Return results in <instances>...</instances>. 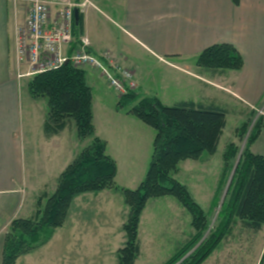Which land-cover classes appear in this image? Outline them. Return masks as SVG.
<instances>
[{
    "label": "crops",
    "instance_id": "crops-1",
    "mask_svg": "<svg viewBox=\"0 0 264 264\" xmlns=\"http://www.w3.org/2000/svg\"><path fill=\"white\" fill-rule=\"evenodd\" d=\"M89 2L80 13L83 17L81 35L90 40L93 52H110L114 62L132 70L142 96L158 97L165 104L154 88L145 82L147 75L145 69L154 61L163 66L166 73L170 71L177 75L176 83L181 99L173 105L191 101L198 106L224 109L222 104L231 102L243 105L242 110H237V113H242L264 101V0H240L238 4L234 0H89ZM24 22L25 7L14 0H0V264H3V252L11 223L15 219L35 216L39 198L45 193L50 195L54 193L58 178L82 151L84 141L77 135L76 123L72 119L68 120V125L59 133L53 136L46 134L44 124L48 115V101L44 98H32L28 90V77H18L19 73L28 70V67L18 66L15 55L17 30ZM227 43L236 47L244 59L240 70L213 71L197 65V56L206 48ZM86 76L93 91L95 134L106 141L107 153L117 162L116 181L119 182V186L135 189L144 180L148 171L156 133L143 121H136L127 110H118L116 105L120 98L117 92V104H112L111 107L107 106L104 98L97 101L95 90L102 89L103 83L110 90L112 87L97 70L86 69ZM29 107H36L40 113L41 117L35 123H32L33 113H28ZM115 113L128 122L118 127L117 123L110 124L112 114ZM108 123L110 130L114 129L113 134L107 132L106 126H101L100 130L97 127ZM115 127L119 130L116 131ZM226 128L227 124L220 141ZM250 150L264 156V128ZM186 162H190L187 163L188 168L195 169L203 164L201 158ZM221 164L223 172V161ZM126 175L127 179L123 177ZM135 175L137 177H134ZM219 180L218 173L217 183ZM198 182L201 183V180ZM188 189L194 200L204 208L203 201L199 200L189 185ZM215 192L216 189H213L210 199L214 197ZM99 193L103 195L89 197L83 193L76 197L65 225L56 229L46 245L24 254L16 264H73L70 237H65L62 229L71 221H75L74 215L77 211L83 210V203H91L92 207H95V200L105 197L107 204L118 205L120 212L121 205L126 209L121 192L104 190ZM170 198L172 197H163L161 199L164 201L160 200L177 208L176 200ZM98 214L99 210L98 213L92 212V225L95 218L96 225L98 224ZM156 221L158 224L153 223V226L157 231L150 233L151 239L161 236L165 229L169 234L177 235L179 238L177 240L163 238L156 242L157 246L154 245L152 250L155 248L163 252L177 251L179 246L191 237L190 235L195 234V228L191 225L192 215L188 211L183 213L177 209L176 212L159 214ZM124 222L125 216L121 225ZM77 225L78 223H70L72 227ZM236 227L239 228L236 230ZM263 229L264 226L258 232H254L245 229L242 222L238 221L232 232L202 264H264ZM247 233L260 236L258 243V238L255 237L252 252H248L249 248L246 245L253 240L250 239L248 242L243 237ZM71 236L80 245L79 249L84 246L79 254L74 252L82 260L75 264H103L101 258L104 252L98 232L94 231L91 235L82 237L74 234ZM138 239L140 259L145 247L142 239L140 237ZM56 242L63 245L66 242L69 249L68 252L59 253L58 263L55 261L56 255L49 257L51 255L48 253ZM88 244L94 246V251H91L90 255L87 253ZM118 250L115 251L117 256ZM92 254L94 257H91ZM89 258L100 261L97 263ZM118 260L117 263L120 264Z\"/></svg>",
    "mask_w": 264,
    "mask_h": 264
},
{
    "label": "trees",
    "instance_id": "trees-1",
    "mask_svg": "<svg viewBox=\"0 0 264 264\" xmlns=\"http://www.w3.org/2000/svg\"><path fill=\"white\" fill-rule=\"evenodd\" d=\"M236 4L240 0H234ZM76 22L75 35L83 30V17ZM197 65L209 70H240L244 59L231 44H215L197 56ZM28 90L32 98L48 101L45 132L54 135L64 130L69 119L74 120L77 135L85 140L93 137L57 180L53 194L41 195L33 218L15 219L7 232L3 264H16L24 254L42 247L52 238L56 229L68 220L74 199L83 193L104 190L122 192L129 206L123 228L127 243L120 248V264H136L141 255L138 239L141 213L151 198H176L192 215L195 234L165 264H177L200 242L208 230V214L194 200L190 189L172 177L178 164L186 159H199L204 153L215 155L227 124V112L222 108L198 106L191 101L165 105L155 96H142L130 90L119 96L118 110H127L156 132L152 157L144 180L135 189L124 188L116 181L117 162L107 153L106 141L95 134L92 111L93 91L86 71L70 62L49 72L31 78ZM264 120L259 119L244 152L237 163L232 183L222 204L218 222L198 249L182 264H202L234 229L237 221L245 229L258 232L264 226V156L250 150L261 134ZM238 149L231 143L225 154V173L231 172Z\"/></svg>",
    "mask_w": 264,
    "mask_h": 264
},
{
    "label": "rangeland",
    "instance_id": "rangeland-1",
    "mask_svg": "<svg viewBox=\"0 0 264 264\" xmlns=\"http://www.w3.org/2000/svg\"><path fill=\"white\" fill-rule=\"evenodd\" d=\"M19 5H21V4H19ZM21 6H24V5H21ZM146 65H147V63H146ZM23 70H25V69H23ZM148 71H149V73H148ZM23 72L25 73V71H23ZM145 73H147L145 82H148L147 84L150 85L152 88H154L156 93L163 98L166 105L171 106L181 99L180 95H178V88H177V83H176L177 82L176 81L177 75L175 73L172 72L173 73L172 74L170 71L168 73H166L165 68L163 66L159 65L157 62H154V61L151 62L150 67H148V68L146 67ZM31 78L32 77H28L27 81L31 80ZM164 81H165V83H164ZM165 86H167V88ZM102 87L103 88L100 90H95V93H94L95 98L97 99V101H99L100 98H104L107 106L111 107V105L115 104L116 101L118 100V98H116L117 93L113 88L110 90L109 87L106 86L105 83L102 84ZM138 89H139V87L136 90H138ZM166 96L169 98H166ZM118 97H119V94H118ZM222 105H223L222 107L224 108V110L228 113L226 116L228 122H227V128H226L227 130H226V132H225V134L221 140L222 142H221V145L217 151V154L211 155L209 153L208 154L204 153L200 157L203 164L202 165L199 164L200 166L197 167L196 169L187 167V163H190V162H186V160H193V159H186L185 161H181L177 165L178 169L176 171H174V173H172L173 178L177 179L178 181H180L182 184H184L187 187L189 185L190 188L192 189V191L194 192V194L197 197H199V200L203 201L204 208L203 207L202 208L208 214L207 218H208V224H209V228L207 231H205L200 242H198L189 251V253L187 255H185L184 258H182L180 260V262H178L177 264H182L185 261V259H187L193 252H195L198 249L200 244L208 238V235L210 234V232L212 231V229L214 228V226L218 222L220 210H221V207L223 204L222 198H223L225 191L227 189L226 187L228 185V182L230 181V179L232 177L231 175L233 173V170L235 167L237 168V166H238L237 163L239 162V159L241 158V155L244 152L243 150L249 141L248 138L250 137V135L253 133V131L255 129V125L257 124V122L259 121L260 118L264 120V101H262L259 106L255 105V106H253V108H251V107L247 108L246 107L247 108L246 110H248V112H242V113H237V110L238 111L242 110L244 108L243 105L240 106L239 104L231 103V102L228 104H222ZM36 109H37L36 107H29L28 108V110H29L28 113L29 112L33 113V122L32 123H35V121L39 120L41 117L38 109L37 110ZM121 117H123V116H121ZM124 118H126V117H124ZM134 119L136 121H142V120H139L137 117L136 118L134 117ZM124 122H128V121H125V119L123 120L122 118L119 117L118 114L115 113V114H112V120H110L109 123L110 124L117 123L118 125L117 124L116 125L118 127L119 125H121ZM129 122H131V121H129ZM109 123L97 125V127L100 130L101 126H104V127L106 126L107 130H108L107 132L110 134H113L114 129L112 131L110 130ZM117 127H115L116 131L119 130V128L117 129ZM151 130H152V132L156 133L153 128ZM91 142L92 141H91L90 137L85 139L83 141V149L82 150L87 148V146H89V144ZM231 143H233L238 149L237 157L232 158L230 161V164L231 165L234 164L235 166L231 172L225 173V169H223V172H221V165H222L221 162L223 161V164L225 166V161H224L225 154L227 153L228 146L231 145ZM199 159H197V160H199ZM197 160H194V161H197ZM191 163H192V161H191ZM217 172L219 173V176H220V180L218 183H217V174H218ZM137 175H135L134 177H137ZM123 177L125 179H127L128 176L126 175ZM199 179L201 180V183L200 182L197 183V181ZM231 183H232V181H231ZM231 183H230V185H231ZM213 189H216V192L214 194V197L210 199V194L213 191ZM229 189H228V191H229ZM86 194L89 197H92L95 195H99L98 197H101V195H103L100 193L96 194L94 192L86 193ZM227 194H228V192H227ZM227 194H226V196H227ZM121 196L124 197L123 193L121 194ZM226 196L224 197V199L226 198ZM163 197H171V196H163ZM173 198L174 197H172L170 199H173ZM160 199L161 198H151L150 200H148L146 207L144 208V210L141 213L138 237H140V239H142L143 247H145V252L142 253V256L140 259L136 260V264H165L166 261L168 259H170L171 257H173L177 252V251H165V252L157 251L155 248H153V250H152V247L154 245L157 246L156 242H158L159 240H162L163 238H174L177 240L179 238L177 235L174 236V235L169 234V232H167V229L164 230V232L161 234V236H155V237H153V239H151L149 235H151L150 233H152L153 231L154 232L157 231V229L153 226V223L158 224V221H156V219H158L159 214L176 212L177 209L179 211H182L183 213L185 211H188V210L176 198H174V200H176V202L178 204L177 208L173 204L163 203L164 200L161 199V200H163V201H161ZM95 201H96L95 207H92L91 203L87 204V202H86V203H83V205H82L83 210L77 211L75 213V215H74L75 221L74 222L71 221L70 223L71 224L78 223V225L76 227L70 226V223H69V225H66L64 227V229H62L63 235L65 237H70L69 239L71 242L70 248H72L71 253H72L73 264L79 263V261H82V260H80L78 255L77 256L75 255L74 252L76 251V253L79 254V252H82L84 246L82 245L83 248L79 249L80 245L72 239L71 235L74 234L75 236H81L82 237L83 235H85V236L91 235L94 231L98 232L101 236L102 252H104L103 257L101 258L103 264H118L117 259H118L119 255L117 256V253H115V251L124 246L123 242L127 243L126 233H125L124 228H122V227L124 226V224L127 221L129 206H127V204H125V200H124L123 204H125L126 209H124V205H121V209L122 210L124 209L125 212H123L122 210L120 212L118 205L107 204L108 201H107V198H105V197L101 198V199L98 198ZM98 210H99V214H98V217H99L98 218V224L99 225L98 224L96 225L97 218H95V222L92 225V220H91L92 212L98 213ZM124 216H125V222L123 225H121L122 219ZM76 220H78V221H76ZM142 220H143V223H142ZM179 221L182 222V219H180ZM237 223H238V221H237ZM238 228L239 227H236V230ZM190 236L191 237H189L186 242L181 244V246L186 244L188 242V240H190L193 237L192 235H190ZM243 237L246 240H248V242L250 239L253 240L252 243H248L246 245V246H248L247 248H249L248 252H252L251 250H252L253 245L255 243V241H254L255 237L258 238V240H257V243H258L260 236L258 237V235L254 236L250 233H247ZM262 238H263L262 240H263V245H264V229L262 231ZM59 243L60 242H56V244H54V246H52L48 252L51 255L49 257H53L54 256L53 254L56 255L55 261L57 263L59 262V258H60L59 253H62L63 251L68 252V250H69V249H67L66 242L64 245L62 243H60V244ZM170 245L172 248H174V246H172V244H170ZM87 246H88V249H87L88 252L87 253H88V255H90V252L94 251V249H93L94 246L91 247L89 244ZM181 246H179V247H181ZM218 246H217V248H218ZM255 251H256V248H255ZM91 257H94V254H92ZM89 259L91 260L92 258H89ZM92 260L93 261L95 260V262L100 261L99 259H95V258H93ZM97 263H99V262H97Z\"/></svg>",
    "mask_w": 264,
    "mask_h": 264
},
{
    "label": "built area",
    "instance_id": "built-area-1",
    "mask_svg": "<svg viewBox=\"0 0 264 264\" xmlns=\"http://www.w3.org/2000/svg\"><path fill=\"white\" fill-rule=\"evenodd\" d=\"M14 1L25 7V22L17 30L15 55L18 66L28 67V71L18 77H33L70 62L85 71H99L119 96L139 87L135 73L114 62L110 52H93L87 37L75 35V10L83 12L89 0Z\"/></svg>",
    "mask_w": 264,
    "mask_h": 264
},
{
    "label": "water",
    "instance_id": "water-1",
    "mask_svg": "<svg viewBox=\"0 0 264 264\" xmlns=\"http://www.w3.org/2000/svg\"><path fill=\"white\" fill-rule=\"evenodd\" d=\"M79 12H78V10L76 9L75 10V17H76V22H78L79 21ZM240 158V157H239ZM235 170H236V167L234 168V170H233V173H232V177H231V179H230V181L228 182V185H227V189H226V191H225V194H224V196H223V198H222V203H223V199H224V197L226 196V194H227V192H228V189H229V186H230V183H231V181H232V179H233V174H234V172H235Z\"/></svg>",
    "mask_w": 264,
    "mask_h": 264
}]
</instances>
